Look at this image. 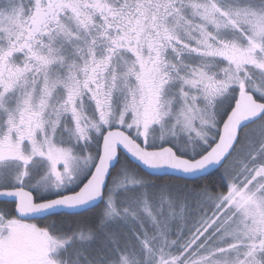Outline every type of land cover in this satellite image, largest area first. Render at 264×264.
Here are the masks:
<instances>
[{
  "label": "snow or ice",
  "instance_id": "6c2138e0",
  "mask_svg": "<svg viewBox=\"0 0 264 264\" xmlns=\"http://www.w3.org/2000/svg\"><path fill=\"white\" fill-rule=\"evenodd\" d=\"M0 264H264V0H0Z\"/></svg>",
  "mask_w": 264,
  "mask_h": 264
}]
</instances>
